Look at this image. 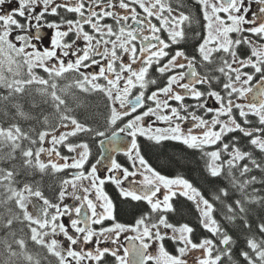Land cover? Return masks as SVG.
<instances>
[{
  "label": "snow or ice",
  "instance_id": "6c2138e0",
  "mask_svg": "<svg viewBox=\"0 0 264 264\" xmlns=\"http://www.w3.org/2000/svg\"><path fill=\"white\" fill-rule=\"evenodd\" d=\"M0 264H264V0H0Z\"/></svg>",
  "mask_w": 264,
  "mask_h": 264
},
{
  "label": "trees",
  "instance_id": "16d2710c",
  "mask_svg": "<svg viewBox=\"0 0 264 264\" xmlns=\"http://www.w3.org/2000/svg\"><path fill=\"white\" fill-rule=\"evenodd\" d=\"M152 162L154 163L155 166L158 167V169L162 170L165 173L169 174L172 171L171 167L166 161V158L163 156L159 158L154 157Z\"/></svg>",
  "mask_w": 264,
  "mask_h": 264
},
{
  "label": "flooded vegetation",
  "instance_id": "af4514ba",
  "mask_svg": "<svg viewBox=\"0 0 264 264\" xmlns=\"http://www.w3.org/2000/svg\"><path fill=\"white\" fill-rule=\"evenodd\" d=\"M159 170H160V169H159ZM161 171H162V170H161ZM162 173H163V174H168V173H165V172H163V171H162Z\"/></svg>",
  "mask_w": 264,
  "mask_h": 264
}]
</instances>
